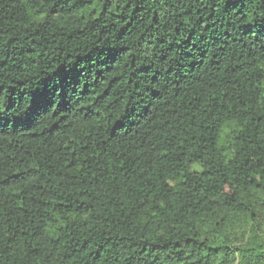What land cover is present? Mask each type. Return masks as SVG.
I'll use <instances>...</instances> for the list:
<instances>
[{"label": "trees", "instance_id": "trees-1", "mask_svg": "<svg viewBox=\"0 0 264 264\" xmlns=\"http://www.w3.org/2000/svg\"><path fill=\"white\" fill-rule=\"evenodd\" d=\"M0 264H264V0H0Z\"/></svg>", "mask_w": 264, "mask_h": 264}]
</instances>
